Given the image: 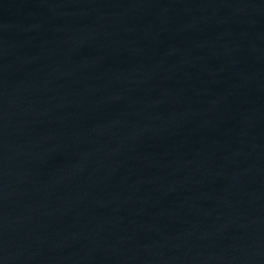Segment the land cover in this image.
<instances>
[{"label": "water", "instance_id": "95a60500", "mask_svg": "<svg viewBox=\"0 0 264 264\" xmlns=\"http://www.w3.org/2000/svg\"><path fill=\"white\" fill-rule=\"evenodd\" d=\"M0 264H264V0H0Z\"/></svg>", "mask_w": 264, "mask_h": 264}]
</instances>
